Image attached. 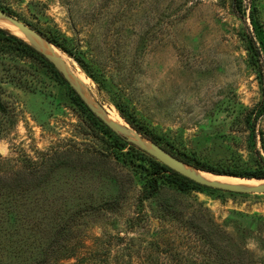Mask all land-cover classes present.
Here are the masks:
<instances>
[{
  "label": "rangeland",
  "instance_id": "obj_1",
  "mask_svg": "<svg viewBox=\"0 0 264 264\" xmlns=\"http://www.w3.org/2000/svg\"><path fill=\"white\" fill-rule=\"evenodd\" d=\"M0 5L34 30L52 29L84 52L107 88L50 45L127 128L134 131L110 102L112 94L127 100L175 147L210 163L253 165L254 151L264 146V107L258 113L264 84L249 63L243 36L250 31L258 45L264 42V0H242L241 18L231 0H0ZM0 27L21 36L3 17ZM55 150L62 165L42 186L20 195L24 209H0V226H37V236L49 239L63 215L77 247L117 243L113 236L119 234L133 238L143 257L176 264L200 259L205 251L184 227L207 230L214 224L224 231L225 264H238L240 253L245 264H264V193L184 194L163 187L157 199L139 202L138 177L121 163L111 137L72 103L67 86L37 61L0 52L2 170L11 178L27 160L39 161L38 151ZM122 151L133 164H147L135 151ZM27 232L21 231L20 240H28Z\"/></svg>",
  "mask_w": 264,
  "mask_h": 264
},
{
  "label": "trees",
  "instance_id": "obj_2",
  "mask_svg": "<svg viewBox=\"0 0 264 264\" xmlns=\"http://www.w3.org/2000/svg\"><path fill=\"white\" fill-rule=\"evenodd\" d=\"M231 6L232 12L241 18L243 14L242 0H231ZM0 9L13 15L9 9H4L1 5ZM250 16V20L254 24L253 31L256 33L253 13ZM37 31L51 44L72 58L87 78L97 83L101 89L107 88L105 78L98 74L91 62L85 57L84 52L71 44L69 38L52 29H39ZM243 40L245 41L249 63L255 68L260 82L264 84V42L258 45L250 31L245 33ZM0 52L19 54L37 61L42 67L49 70L56 81L67 86L72 103L87 115L92 125L99 127L106 137H111L115 148L119 149L121 163L124 166L130 167L138 177L141 183V191L138 196L139 202L157 199L163 187H168L174 192L184 194L192 190H219L190 180L162 164L132 143L125 141L90 111L52 63L27 42L10 34L9 31L1 27ZM110 102L120 117L141 137L162 147L180 159L184 164L215 175L264 178V146L261 150L254 151V163L250 166L210 163L193 153L175 147L163 134L158 133L143 118H140L127 100L112 94L110 95ZM263 107L264 102L262 110L258 113L263 111ZM249 129L252 136H254L253 122L249 121ZM104 142L106 144V141ZM124 148L131 149L141 155L147 164H133L132 159L128 158L127 153L122 151ZM37 153L38 156L40 155L39 161L32 162L31 160H27V163H23L22 166L20 165V167L16 168L13 172L14 176L11 178L7 176L6 169L2 170L3 166L6 168V162L0 156V209H24L20 195L23 192H27L28 188L33 189L42 186L47 182L49 175L53 173L55 168L62 165L60 159H57L60 153L59 150L53 152L38 151ZM169 210L172 212L170 213L172 218H178V213L171 209ZM5 213L8 217L11 215V211H5ZM77 214L81 216L85 212L80 213L79 211ZM191 215L193 217L196 216L194 212ZM136 219L138 221L143 220L141 216ZM9 220L11 219L9 218ZM15 221L17 222V219ZM189 225V227H184L186 229L185 232L189 237L194 238L193 242H201L203 244L205 253H201L200 259L194 257L191 260L181 261L180 263L176 262V264H225L226 261L222 256V251L225 249L222 240L224 231L214 224H211L207 230H203L204 227H200L199 224ZM36 227H25L23 224L19 225V227L9 224L0 226V264H164L161 262L156 263L153 257H143L141 254L142 249L136 247L133 238L121 237L119 234L113 236V238L117 239V243L107 242L103 245L94 244L92 246L83 244L77 247V245H73L70 242L69 238L72 229L63 215L60 217L57 227L53 231V236L49 239L45 236H37L35 233ZM21 231L29 233L27 241L20 240L19 235ZM242 257L243 254L240 253L237 261L238 264H245ZM72 259L74 260L73 262H71ZM233 264H236V262L233 261Z\"/></svg>",
  "mask_w": 264,
  "mask_h": 264
},
{
  "label": "water",
  "instance_id": "obj_3",
  "mask_svg": "<svg viewBox=\"0 0 264 264\" xmlns=\"http://www.w3.org/2000/svg\"><path fill=\"white\" fill-rule=\"evenodd\" d=\"M0 16L11 22L24 36V37H19V36L17 37L27 42L39 53H41L50 63H52L54 67L62 74V76L67 81L69 86L75 91V93L82 99L85 105L90 109V111L98 119H100L107 127H109L117 135L122 137L125 141L132 143L133 145L145 151L147 154L151 155L152 157H154L155 159H157L159 162L166 165L170 169L176 171L177 173L189 178L190 180L198 184L219 190L234 192V193H264V183L260 185L241 186L233 183H224V182L206 180L205 178L189 170L187 168V166L189 165L184 164L180 159L173 156L168 151L164 150L162 147H159L150 140L141 137L135 130L134 131L138 135L136 138H130L126 136V132L110 118L108 112L105 109H103L102 106H100V104L94 99V97L82 91L72 70H70V68L62 60L58 59L51 52H48L43 47L41 41H44L48 45H53V44H51L48 40H46L38 31L34 30L25 23L19 21L15 16L6 12L5 10L0 9Z\"/></svg>",
  "mask_w": 264,
  "mask_h": 264
},
{
  "label": "bare ground",
  "instance_id": "obj_4",
  "mask_svg": "<svg viewBox=\"0 0 264 264\" xmlns=\"http://www.w3.org/2000/svg\"><path fill=\"white\" fill-rule=\"evenodd\" d=\"M2 17V16H1ZM0 17V18H1ZM5 19V18H4ZM8 21V20H7ZM9 22V21H8ZM10 26H12L21 36L19 37H24L20 32L19 30L11 23L9 22ZM8 25V24H7ZM2 28V27H1ZM8 31V30H7ZM14 34V33H12ZM18 36V35H16ZM43 47L48 51V52H51L54 56H56L58 59L62 60L69 68L70 70H72V72L74 73L77 81H78V84L80 86V88L82 89V91H84L85 93L88 92V94L92 95V93L87 89L86 87V83L82 77V75L78 74L75 69L73 68V66L70 64V62L68 61L67 58H65L63 55H60L58 52H55L54 51V47L46 44L44 41H41ZM57 50V49H56ZM58 53V54H57ZM110 118L116 123L118 124L125 132H126V136L130 137V138H136V134L134 133V131H132L131 129L127 128L125 126V123L123 121H121L119 118H117L114 114L112 113H108ZM189 167V166H187ZM191 168V171H193L194 173H196L197 175L205 178L206 180H209V181H218V182H224V183H233V184H238V185H241V186H252L251 184L249 183H253L251 179H239V178H229L227 176H223V175H215V174H212V173H209V172H204V171H200V170H197V169H194L192 167H189ZM263 184V183H261ZM253 185H260V182L259 184H253Z\"/></svg>",
  "mask_w": 264,
  "mask_h": 264
}]
</instances>
